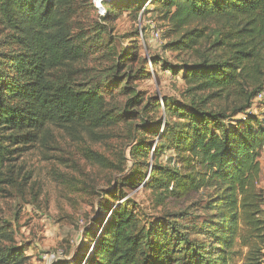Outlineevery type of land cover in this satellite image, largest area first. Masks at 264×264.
Returning <instances> with one entry per match:
<instances>
[{
  "label": "rangeland",
  "instance_id": "rangeland-1",
  "mask_svg": "<svg viewBox=\"0 0 264 264\" xmlns=\"http://www.w3.org/2000/svg\"><path fill=\"white\" fill-rule=\"evenodd\" d=\"M95 1L101 5L106 0ZM148 1L110 5L106 20L94 10L92 0L71 4L70 22L74 33L82 36L87 56L57 70L52 80L106 92L107 110L116 122L92 131L48 125L13 132L35 138L9 145L11 158L0 176V226L24 249L27 264H83L101 225L121 200L142 222L167 217L197 246L211 240L213 213L204 209L210 192L202 187L177 188V181L192 173L194 165L176 142L193 110L226 108L208 92L190 91L182 80L187 65L220 58L214 44L218 27L212 21L194 23L205 25L204 36L192 49L178 50L171 44L183 38ZM5 28L0 19L3 86L15 76L10 57L17 50ZM2 98L14 100L4 90ZM251 110L264 118V102ZM89 151L109 163L97 162ZM261 167L263 174L264 154ZM122 193L127 195L121 199ZM9 243L0 240L1 246ZM241 262L234 256L231 264Z\"/></svg>",
  "mask_w": 264,
  "mask_h": 264
},
{
  "label": "trees",
  "instance_id": "trees-1",
  "mask_svg": "<svg viewBox=\"0 0 264 264\" xmlns=\"http://www.w3.org/2000/svg\"><path fill=\"white\" fill-rule=\"evenodd\" d=\"M122 1L107 0L99 17L106 20L110 5ZM72 2L0 0L1 22L17 46L10 57L15 76L5 86L0 83V176L11 158L9 145L35 138L13 132L48 125L92 131L116 122L107 110L106 92L52 80L57 70L87 56L82 36L74 33L70 22ZM149 4L183 38L171 44L178 50L192 49L204 36L205 25L194 23L212 21L218 27L214 44L220 58L187 65L182 80L190 91L208 92L226 108L193 110L176 142L194 165L192 173L177 181V188L202 187L210 192L204 209L213 213L211 240L197 246L167 217L140 221L135 209L121 200L127 195L122 193L83 264H231L234 256L241 264H263L264 118L247 111L264 87V0H149ZM2 90L14 100L5 101ZM88 156L109 163L94 151ZM0 240L10 242L0 245V264H27L24 249L3 226Z\"/></svg>",
  "mask_w": 264,
  "mask_h": 264
},
{
  "label": "built area",
  "instance_id": "built-area-1",
  "mask_svg": "<svg viewBox=\"0 0 264 264\" xmlns=\"http://www.w3.org/2000/svg\"><path fill=\"white\" fill-rule=\"evenodd\" d=\"M107 1V0H106ZM105 1V2H106ZM94 6L96 7V12L99 16L104 14V1L102 2V4L100 5L98 2L96 3L95 0H92ZM150 26L151 25H155L154 22L149 21ZM155 39L158 40L159 39V34L156 32L155 33ZM258 102H264V87L257 93V95L254 97L253 99V104H252V108L258 103ZM247 112L252 113V110L249 109ZM243 117V116H242ZM263 255H264V249H263Z\"/></svg>",
  "mask_w": 264,
  "mask_h": 264
},
{
  "label": "crops",
  "instance_id": "crops-1",
  "mask_svg": "<svg viewBox=\"0 0 264 264\" xmlns=\"http://www.w3.org/2000/svg\"><path fill=\"white\" fill-rule=\"evenodd\" d=\"M263 154H264V148H263ZM262 186L264 188V169H263V174H262Z\"/></svg>",
  "mask_w": 264,
  "mask_h": 264
}]
</instances>
